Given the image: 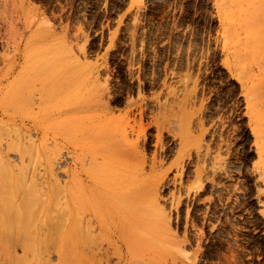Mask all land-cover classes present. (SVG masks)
Wrapping results in <instances>:
<instances>
[{
    "label": "rangeland",
    "instance_id": "rangeland-1",
    "mask_svg": "<svg viewBox=\"0 0 264 264\" xmlns=\"http://www.w3.org/2000/svg\"><path fill=\"white\" fill-rule=\"evenodd\" d=\"M261 6L0 0V264H264Z\"/></svg>",
    "mask_w": 264,
    "mask_h": 264
},
{
    "label": "bare ground",
    "instance_id": "bare-ground-1",
    "mask_svg": "<svg viewBox=\"0 0 264 264\" xmlns=\"http://www.w3.org/2000/svg\"><path fill=\"white\" fill-rule=\"evenodd\" d=\"M264 1V0H263ZM249 3V2H248ZM257 3V2H256ZM250 4V3H249ZM262 4V3H261ZM260 4V5H261ZM240 4H237L236 5V7H240L239 6ZM259 5V4H258ZM254 6V5H253ZM257 6V5H256ZM242 7V6H241ZM262 7V6H261ZM264 7V6H263ZM263 7H262V9H263ZM250 8H252V7H250ZM237 8H235V10H236ZM249 9V8H248ZM240 10H241V8H240ZM239 9L237 10V11H234V9L232 10V11H229V10H227V9H224V11H223V15H224V18L226 19V21L227 22H229L230 23V25L232 26V27H234L235 25H236V22L237 21H239V20H243L244 21V23H246L247 21H246V17L247 18H249V17H252L251 18V20L256 16L257 17V15H259V17H261V22L263 23L264 21H262L263 19H264V12H259L260 10H258V9H254L253 11H247V9L245 10V11H240ZM264 10V9H263ZM262 10V11H263ZM240 11V12H239ZM245 12V13H244ZM259 17H257L256 19H259ZM249 20V19H248ZM255 20V19H254ZM255 21H257V20H255ZM254 21V25L253 24H251V25H253L254 27H258V23H261V22H255ZM261 23V25H263L264 26V23L262 24ZM256 24V25H255ZM258 24V25H257ZM260 28H261V26H259ZM247 28H249V26H247ZM264 28V27H263ZM255 29V28H254ZM264 30V29H263ZM259 31V30H258ZM258 31L256 30V32L258 33ZM231 34H230V36H229V33L227 34L228 36H229V38H230V41H231V43H230V45H234L235 46V52H237V50H238V52H239V47H238V49H237V47L236 46H244V50L243 51H241V52H244V53H247L248 51H249V54H250V51L251 50H255V49H260V47H259V44L260 43H262V42H264V35H262V33H261V35L259 34V35H257L256 33H255V31L253 32V31H251L250 30V32H249V34H251V32L253 33V34H251V36L250 35H248L249 36V39L248 40H243V38H241L237 33H235V30L234 31H232V30H230L229 31ZM255 33V34H254ZM264 49V48H263ZM263 49H260V50H263ZM259 50V51H260ZM257 54H260V53H262V52H260V53H258V52H256ZM236 55H237V57H233L235 60H236V58H238V56H240V55H238V53H236ZM254 54H253V52H252V56H253ZM251 56V55H250ZM264 56V55H263ZM262 58V57H261ZM260 58V59H261ZM257 59H259V58H257ZM255 61V60H254ZM258 61V60H257ZM87 109V108H86ZM90 134V136L91 137H93L94 138V136H95V134L96 133H89ZM82 147V146H81ZM96 176H97V174H95ZM107 179H110L109 178V176H108V178ZM47 205H48V203L46 202V201H42L41 203H40V207L42 206V209H45V206L47 207ZM48 206H50V204L48 205ZM83 206V204L80 206V208H83L82 207ZM39 207V208H40ZM35 208H37V207H35ZM39 208L37 209V211L39 210ZM48 208V207H47ZM50 208V207H49ZM49 208L47 209V210H49ZM142 208V207H141ZM140 207H138L137 209H138V211H136V213L138 214L139 212H140V214H142L143 216V218L145 219V220H142L141 222H140V219H137L136 221L137 222H139V223H141L140 225H144L145 223V221H148V224H149V222L151 221V220H153L154 218H156L157 216L156 215H154L153 213H154V211H152L153 213H151V214H153L152 215V217L151 216H148L150 213L149 212H151V209L149 210L148 208H147V210H143V209H146L145 207H143L142 208V211H140V209H141ZM30 210H32V209H30ZM40 210H41V208H40ZM39 210V211H40ZM149 210V211H148ZM145 211L147 212V213H145ZM31 212H33V211H31ZM40 212H42V211H40ZM141 212H144V214H147L146 216L143 214V213H141ZM37 213V212H36ZM47 214L49 213V211L48 212H46ZM46 213L44 212V220L41 222L42 224H40V226L38 227L39 229H36L35 228V230L34 231H36V230H42V228H46L48 231H50L52 228H53V224L54 223H52L51 221L52 220H50L49 219V215H50V213H49V215H47V217L48 218H45V216H46ZM38 214V213H37ZM41 213H39V215H40ZM136 214V215H137ZM140 214H138L137 216H135V217H137L138 218V216L140 217V218H142L141 217V215ZM150 218V221L148 220V219H146V218ZM1 219H2V217L0 216V221H1ZM47 219H48V221L50 220V222H46L47 221ZM155 220V219H154ZM151 222H153V221H151ZM2 224V225H1ZM148 224L146 225H144V227H152V225H151V223L149 224V226H148ZM0 233H1V235L2 234H5L6 232H7V229L6 228H4L3 226H5L4 224H3V222L1 221L0 222ZM64 226V225H63ZM68 227H69V225H68ZM67 227V228H68ZM143 227V226H142ZM65 228V227H64ZM63 228V229H64ZM71 228H73V226L71 227ZM65 229V234H64V237L62 238V236L63 235H61V238H62V240H58V242L60 241V243H59V247L61 246L60 244L62 243V248H65V249H67V250H65V249H62L61 247L59 248V250H61V252H65V251H68V249H70V248H72L73 246H76V248H78V250L77 249H73L74 250V254H76V255H78V253H80V256H81V258H82V254H84L82 251H80V248L81 247H83V236L81 235V232H80V230L78 229V227H77V229H75V227L73 228V229ZM146 228H144V229H146ZM20 230V229H19ZM21 232L20 231H17V232H15L13 235L15 236L13 239L14 240H17V238H19L20 236L18 235V234H20ZM61 233H62V231H61ZM63 234V233H62ZM18 235V237H16ZM21 235V234H20ZM11 238H12V236H11ZM16 238V239H15ZM61 238H59V239H61ZM19 239H21V238H19ZM40 239V238H39ZM43 239V243H45L46 241H45V239L44 238H42ZM42 239L41 240H37L38 242L39 241H41V242H39V243H42ZM22 240V239H21ZM72 240H74V241H72ZM36 241V242H37ZM14 243H18V241H13ZM24 242V240H22V243ZM26 242V241H25ZM71 242V243H70ZM72 242H74V243H72ZM19 243H20V241H19ZM21 243V244H22ZM74 244L72 247H70V245H69V247L67 248V245L68 244ZM35 244H37V243H31L30 244V242H29V244H28V240H27V243H26V246L28 245V247H29V249H31L30 251H33V249L34 248H32V246L33 247H35ZM23 246H24V248H26V246H25V244L23 243L22 244ZM30 245H32L31 247H30ZM26 251L28 252L29 250L28 249H26ZM29 251V252H30ZM79 251V252H78ZM69 252V251H68ZM68 252H66V254L68 253ZM77 252V253H76ZM65 254V255H66ZM73 254V252H72V256L74 255ZM79 256V255H78ZM73 257H75V255L73 256ZM80 258V257H79ZM78 258V259H79ZM80 258V259H81ZM80 259H79V261H80ZM24 263H26V261L25 260H22ZM77 261V260H76ZM79 261H78V263H79ZM41 262V261H40ZM40 262H36L37 264H39ZM43 263V262H42ZM42 263H40V264H42ZM29 264V263H28ZM44 264V263H43Z\"/></svg>",
    "mask_w": 264,
    "mask_h": 264
}]
</instances>
